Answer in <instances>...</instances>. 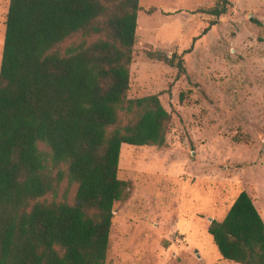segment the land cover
Listing matches in <instances>:
<instances>
[{"label": "trees", "instance_id": "obj_1", "mask_svg": "<svg viewBox=\"0 0 264 264\" xmlns=\"http://www.w3.org/2000/svg\"><path fill=\"white\" fill-rule=\"evenodd\" d=\"M228 5L207 14L217 18ZM139 9V0H9L0 264H105L114 203L129 196L118 178L121 145L164 147L171 120L159 95L128 97ZM148 55L185 72L177 53ZM208 233L224 259L264 264V222L246 191Z\"/></svg>", "mask_w": 264, "mask_h": 264}, {"label": "rangeland", "instance_id": "obj_2", "mask_svg": "<svg viewBox=\"0 0 264 264\" xmlns=\"http://www.w3.org/2000/svg\"><path fill=\"white\" fill-rule=\"evenodd\" d=\"M220 2L139 0L128 97L159 95L171 120L164 147L121 145L129 196L114 203L105 264H236L208 226L241 191L264 222V0L207 14ZM8 5L0 0V63ZM153 51L177 53L185 72Z\"/></svg>", "mask_w": 264, "mask_h": 264}]
</instances>
